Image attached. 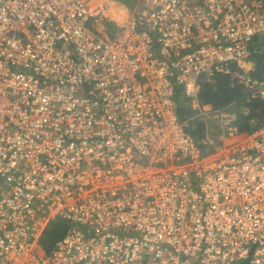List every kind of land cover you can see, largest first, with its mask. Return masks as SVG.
Masks as SVG:
<instances>
[{"label":"built area","instance_id":"1","mask_svg":"<svg viewBox=\"0 0 264 264\" xmlns=\"http://www.w3.org/2000/svg\"><path fill=\"white\" fill-rule=\"evenodd\" d=\"M132 1L0 0V264H264V123L200 97L264 104V0Z\"/></svg>","mask_w":264,"mask_h":264},{"label":"trees","instance_id":"2","mask_svg":"<svg viewBox=\"0 0 264 264\" xmlns=\"http://www.w3.org/2000/svg\"><path fill=\"white\" fill-rule=\"evenodd\" d=\"M126 2L122 3V1L117 0L114 3L120 10H122V7L120 8L117 3L125 5L128 8L133 7L132 0H126ZM113 28L110 25V29ZM250 61L254 63L252 75L258 78H264V36H257L255 38ZM247 65L249 66V64ZM200 86V97L202 101L212 104L214 107H223L233 101L250 107L248 115H240L238 118V124L243 133L250 132L264 123V104L259 100H248L243 92L242 86H233L228 75L217 74L211 80L203 77L200 80ZM177 113L182 120L192 114L187 104L181 101L178 103ZM188 130L197 141H200L205 134V123L203 119L195 118L191 120ZM70 224L71 222L65 218H59L53 221L40 241V251L44 253L50 252L56 242L65 235Z\"/></svg>","mask_w":264,"mask_h":264},{"label":"bare ground","instance_id":"3","mask_svg":"<svg viewBox=\"0 0 264 264\" xmlns=\"http://www.w3.org/2000/svg\"><path fill=\"white\" fill-rule=\"evenodd\" d=\"M109 7L107 10V14H111L113 17H115L118 20H123L124 16L126 15L124 11L118 9L114 3V1L107 0ZM125 20V18H124Z\"/></svg>","mask_w":264,"mask_h":264},{"label":"rangeland","instance_id":"4","mask_svg":"<svg viewBox=\"0 0 264 264\" xmlns=\"http://www.w3.org/2000/svg\"><path fill=\"white\" fill-rule=\"evenodd\" d=\"M118 1H122V3H123V2L127 3L126 0H118ZM117 5L120 6V8L122 7V10L125 12V5H122V4H120V3H119V4L117 3ZM125 13H126V12H125ZM112 30L115 31L114 28H113Z\"/></svg>","mask_w":264,"mask_h":264},{"label":"crops","instance_id":"5","mask_svg":"<svg viewBox=\"0 0 264 264\" xmlns=\"http://www.w3.org/2000/svg\"><path fill=\"white\" fill-rule=\"evenodd\" d=\"M113 1L116 2L117 0H113ZM252 63H253V62L251 61L250 64H252ZM253 65H254V63H253ZM253 67H254V66H253Z\"/></svg>","mask_w":264,"mask_h":264},{"label":"clouds","instance_id":"6","mask_svg":"<svg viewBox=\"0 0 264 264\" xmlns=\"http://www.w3.org/2000/svg\"><path fill=\"white\" fill-rule=\"evenodd\" d=\"M261 36V35H260Z\"/></svg>","mask_w":264,"mask_h":264}]
</instances>
